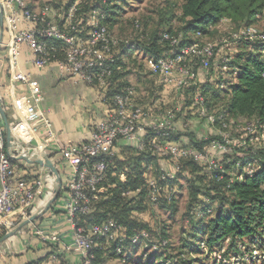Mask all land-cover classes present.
I'll return each instance as SVG.
<instances>
[{"label":"built area","instance_id":"2783aa9c","mask_svg":"<svg viewBox=\"0 0 264 264\" xmlns=\"http://www.w3.org/2000/svg\"><path fill=\"white\" fill-rule=\"evenodd\" d=\"M80 1L70 0L63 10L58 11L48 4L32 7L26 0H0L2 36L6 37V40L1 38L0 46L5 51L12 83H19L24 87V92L12 100L17 121L9 125V146L6 145V127L0 115V229H13L16 223L12 216L16 213L20 220L28 219V207L33 199L41 193L46 181L52 182L50 175H46L44 179L28 181L18 163L26 160L19 159L18 156L27 160L44 159L45 150L53 146L73 170V176L67 184L68 199L64 208L66 219L73 230V249L81 257L80 264H93V251L99 241L110 246L112 242L119 245L129 240L131 244L150 250H156L166 243L152 241L147 231L127 236L123 227L112 218L86 226L77 225L78 217L91 211L92 197L98 192L105 173L119 160L116 151L118 140L133 145L138 152L148 151L159 157L158 165H148L144 174L145 198L152 207L162 198L169 202L174 197L175 190L171 182L179 171V161L189 158L207 171L222 173L223 161L218 156L229 153L232 147L224 137L222 140H212L202 151L168 140V136L176 130L175 111L167 109L157 113L150 121H145L143 110L133 103L132 87L111 96L112 111L96 125L87 142L61 144L56 139L51 122L39 107L44 99L39 82L30 74L18 70L20 51L22 47L29 51L30 63L36 69L53 63L61 75L74 77L105 90L116 61L115 48L122 41L113 37L102 21L104 14L97 9L88 14L85 36L78 35L77 12ZM198 36L190 43L177 46L181 35L164 33L160 41L168 45V54L147 56L145 67L164 85L176 90L196 85L198 81L194 66L208 70L214 57V44L201 41ZM232 38L235 41L264 42V33H257L252 27H244L232 32ZM123 42L124 47L136 48V45ZM231 58L227 56L223 59L220 70L229 69ZM262 76L264 77V73ZM193 105L198 107L199 114L205 116L210 123L225 125L224 112H208L200 92L194 94ZM261 128L264 129V126ZM146 130L150 132V139H145ZM243 170L250 173L253 166L247 165ZM125 172L127 168L119 174L122 181ZM237 178L240 179V176ZM131 193L132 191L126 192L127 195ZM38 234L43 240L57 241L58 238L56 233ZM121 251L122 248L117 246L116 253L121 254ZM53 258L56 259L55 256ZM231 260L232 264L243 262L240 256L232 257Z\"/></svg>","mask_w":264,"mask_h":264},{"label":"trees","instance_id":"16d2710c","mask_svg":"<svg viewBox=\"0 0 264 264\" xmlns=\"http://www.w3.org/2000/svg\"><path fill=\"white\" fill-rule=\"evenodd\" d=\"M117 1L81 0L77 12L78 35L85 36L88 14L96 9L104 14L102 21L111 33L106 11ZM263 12L264 0H166L163 7H160L162 23L165 25H171L173 21L178 23L175 33L170 27L164 31L175 36L181 35L177 46L192 42L196 35L204 36L224 20L230 23L236 31L244 27H252ZM132 22L133 28L138 27L135 29L140 32V22L137 19ZM140 33L142 36L145 35L144 30ZM140 33L135 37L137 40L128 41L130 45H136V48L124 47L122 40V43L115 48L116 61L112 67V76L108 87L103 90L106 98L131 87L127 82L122 81V78L128 74L126 71L129 66L133 65L124 64L122 57L125 52L141 51L145 53L144 66L147 56L159 57L168 54L169 47L160 41V36L151 35L146 41H142L138 39L141 37ZM252 44L253 54L240 56L239 53H236L231 58L227 71H222L220 68L219 71H213L212 75H216L217 79L192 87L189 92L190 94L200 92L207 108L213 104H220L221 108L218 111L224 112L223 122L228 118L235 119L234 122L240 118H247L254 119L261 127L264 126V77L262 76L264 73V52H262L264 42L255 40ZM140 68L142 67L140 66ZM226 76L231 77L232 81H224ZM182 137L186 140L185 145L199 151H202L212 140H222L219 136H197L193 131L181 133L177 130L168 136V140L181 143ZM243 152V156H236L235 152L224 153L221 156L222 173L207 171L192 159H182L179 161V171L171 182L176 186L178 180L183 177L188 183L189 210L194 202L195 205L201 202V207L198 209L201 217L191 232L192 238L197 240V250L206 255L212 254L216 250L223 254V260L240 256L243 254L242 250L247 246L249 251L250 249L257 250L256 236L264 231V149L248 147ZM121 153L124 160L116 161L113 168L105 173L98 192L92 197L91 211L85 216L78 217L77 225L86 226L112 218L123 227L127 236L135 232L147 231L150 237H154L153 234L156 232L143 219L146 213L155 209L145 198L144 174L148 165L152 167L158 165L159 157L148 151L138 152L134 147L127 145H122ZM247 165L253 166L250 173L243 170ZM124 166L127 168V172H125V178L122 181L117 174L118 171L125 168ZM231 170H237V176L234 177ZM238 176L240 179L237 178ZM127 191H132V193L127 195ZM175 196L169 202L163 198L160 199L157 206H172L177 199ZM215 202H218V207L213 209L212 204L216 205ZM206 215L208 216L204 217ZM3 234L4 232L1 231L0 237ZM157 236L159 241H166V246H162V250H166L170 245L168 237L164 233L157 234ZM190 237H184L183 242ZM224 242L229 244L225 252L223 249L221 250ZM98 243L93 251L95 257L93 264H105L104 257L110 255L116 256L119 261L125 264H165L161 260H152L158 250L141 248L139 245L131 244L129 240H125L119 245L112 242L110 246H105L102 241ZM117 246L122 248L121 254L116 253ZM135 247L141 249L139 257H135L136 253L126 254L125 251L128 248ZM233 249H235V254L230 256L229 253ZM184 254L178 255L170 264L181 263ZM199 263L201 264L202 261ZM218 264L223 263L219 261Z\"/></svg>","mask_w":264,"mask_h":264},{"label":"crops","instance_id":"0c3cea01","mask_svg":"<svg viewBox=\"0 0 264 264\" xmlns=\"http://www.w3.org/2000/svg\"><path fill=\"white\" fill-rule=\"evenodd\" d=\"M1 38L6 40L5 36ZM0 48V107L4 111L8 125H13L17 117L12 108V100L24 92V87L19 83H12L6 61L3 60L5 51L1 46ZM18 70L30 74L39 82L44 97L39 107L51 122L56 139L63 145L87 142L96 125L112 111L111 97L106 98L97 86L88 85L68 75H61L53 63L42 69L34 68L30 63V53L25 47L20 51ZM138 70L136 74L140 76L135 75L136 78L132 79L127 74L122 81L133 87V103L143 110L144 120L150 121L159 113L156 111L160 100L156 96L159 95V86L172 87L164 85L157 76L151 75L145 66L144 69L142 67ZM143 70L147 72L141 73ZM144 73L149 74L147 77L150 78L152 85L141 77ZM4 75L7 81H3ZM206 81L199 80L200 84ZM144 132L145 139H148L151 136L150 132L148 130ZM183 137L182 142H178L181 145L186 143ZM122 145L133 147L124 140H118L116 151L119 160H124L121 153ZM43 158L53 164L57 177L49 168L38 163L18 162L28 181L44 179L46 175H50L52 182L46 181L41 193L33 199L28 207V219L20 220L16 213L12 216L16 226L8 231L0 229V233L4 232L1 236L3 237L6 233L19 228L12 236L0 242V264H80L81 257L73 249V230L66 219L64 209L68 199L67 184L73 176V170L53 146L45 150ZM120 173L122 170L118 171L119 179ZM38 232L45 235L56 233L57 241L43 240ZM104 260L105 264H122L116 256H106Z\"/></svg>","mask_w":264,"mask_h":264},{"label":"rangeland","instance_id":"374dc122","mask_svg":"<svg viewBox=\"0 0 264 264\" xmlns=\"http://www.w3.org/2000/svg\"><path fill=\"white\" fill-rule=\"evenodd\" d=\"M26 1L30 5L48 4L54 10H63L70 0ZM165 1L166 0H118L114 6L106 11L111 26V34L120 41L122 40L128 42L134 40L137 34L143 30L145 31V35L142 36L140 33L141 37L138 38L142 41H146L151 35L162 37L165 33L164 31L168 30L167 28L169 27L172 32L175 33L178 28V23L176 21L171 22V25H165L161 22L160 7H163ZM134 19H137L141 24V26L139 25L140 32L136 30L138 27H135L136 29L133 28L132 21ZM252 28L257 33H264V12L260 16L259 20L252 25ZM235 31V28L230 23L219 22L210 32L200 37L201 41L211 42L214 44V57L211 61L210 69L198 70V66L194 67V70L197 73L198 81L196 85H191L177 90H174V88L159 86V95L156 96H158L160 100L156 111L162 112L167 109H173L175 111L174 125L177 131L181 133L193 131L197 134V136L224 137L227 144L236 149L235 151L232 149L229 153L235 152L236 156H243V151L248 147L264 149V129L259 127L254 119L247 118L237 119L236 122H234L235 119L228 118L227 121L224 122V126L219 123H210L205 116L199 114L198 107L193 105L194 94H190L189 92L192 87L200 84L199 80L209 81L212 77L210 81L213 82V80L217 79V76L212 75V73L213 71H219L225 57H233L236 53H239L240 56L254 53V47L252 44L253 41H235L232 38V32ZM135 40H137V38ZM262 52H264V49ZM144 56L145 53L141 51H136L135 53H124L122 57L124 64H127V66L129 64H133L130 65L128 71H126L132 79L133 77L136 78L135 75H138L136 73L139 72L138 69L140 66L144 69ZM3 60L5 62L4 58ZM143 72L147 71H141V73ZM147 75L149 74L144 73L141 77L147 83L150 82L152 85L153 83L149 80L150 78H148ZM223 76H221V78H223ZM3 81H7L6 75H4ZM224 81L231 82L232 78L226 76ZM145 95L146 94H141V96ZM220 108V104H213V106L207 108V110L208 112L214 114L217 113ZM218 157L221 158V155ZM231 173L235 177L237 176L238 171L231 170ZM174 190L176 195L175 197L177 199L172 206L165 207L155 205V207H153L155 209L146 213L143 218L147 221L151 229L156 232L153 234L154 237H150L152 241L160 243L157 234L160 235L161 233H164L168 237L170 243L166 250H162V247L157 248L156 250H158V253L153 256L152 260L157 259L158 261H164L165 264H170L178 255L185 253L181 263L179 264H190L191 262H193V264H200L199 262L201 261V264H218L219 261H222L223 264H232V258L223 260V254L217 252L216 250L209 255L197 250V240L192 238L191 232L198 224L201 217L198 212V209L201 207V202L196 203V205L194 202L192 208L190 210L188 209L189 185L183 177L178 180L177 185L174 186ZM217 205L218 202L216 205L212 204V208L215 209ZM207 216L208 215L204 217ZM184 237L190 238L183 242ZM164 245L166 246V243ZM227 245H229L228 242H224L221 250L223 249L225 252ZM255 246L257 247L256 253L253 252V249H250L249 251L248 246L242 250L243 254H241L240 257L243 259V264H264V231L256 236ZM142 247L143 246H141V248ZM204 249L205 248H203V250ZM125 252L126 254L136 253L135 257L137 258L141 253V249L140 247L128 248ZM234 254L235 249L231 250L229 253L230 256H233ZM120 263L125 264L122 261H120Z\"/></svg>","mask_w":264,"mask_h":264},{"label":"water","instance_id":"95a60500","mask_svg":"<svg viewBox=\"0 0 264 264\" xmlns=\"http://www.w3.org/2000/svg\"><path fill=\"white\" fill-rule=\"evenodd\" d=\"M2 32H3V19H2V12L0 10V41H1V37H2ZM0 115L4 121V125L6 127V137H5L6 145L9 146L10 145V139H11L10 132H9V125H8V122L6 121L4 111L2 110L1 107H0ZM11 152L17 154L16 151L11 150ZM18 158L26 160L30 163H38L39 165L45 166V167L49 168L51 170V172H53L57 177V171H56L55 167L53 166V164L48 159L27 160L23 156H18ZM25 223H26V221H25ZM18 229L19 228H17L15 231H10V232L6 233L3 237L0 238V242L5 240L6 238L12 236L16 231H18Z\"/></svg>","mask_w":264,"mask_h":264}]
</instances>
